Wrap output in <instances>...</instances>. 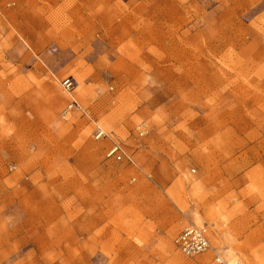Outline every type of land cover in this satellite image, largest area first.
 Returning <instances> with one entry per match:
<instances>
[{"label":"rangeland","instance_id":"obj_1","mask_svg":"<svg viewBox=\"0 0 264 264\" xmlns=\"http://www.w3.org/2000/svg\"><path fill=\"white\" fill-rule=\"evenodd\" d=\"M217 257L264 264V0H0V264Z\"/></svg>","mask_w":264,"mask_h":264},{"label":"built area","instance_id":"obj_2","mask_svg":"<svg viewBox=\"0 0 264 264\" xmlns=\"http://www.w3.org/2000/svg\"><path fill=\"white\" fill-rule=\"evenodd\" d=\"M60 86L63 91L71 93L76 87V81L72 76H67L61 79ZM86 114L87 109L85 107H83L77 100L70 99L61 111L60 117L62 119H66L70 116ZM146 131V125L144 123L141 124V129L138 132L139 136L145 134ZM104 135L105 133L99 127H97L95 131V137L99 138L100 136ZM105 156L114 157L117 160H121L122 157L125 156V152L121 143H112V145L107 149ZM128 159L131 161L130 158ZM194 171L195 169H192V172ZM174 245L181 253L188 257H193L201 254L209 247L206 229L195 224L186 225L174 238ZM215 260L216 264H244L240 260H236L233 262L226 261L221 258H217Z\"/></svg>","mask_w":264,"mask_h":264},{"label":"crops","instance_id":"obj_3","mask_svg":"<svg viewBox=\"0 0 264 264\" xmlns=\"http://www.w3.org/2000/svg\"><path fill=\"white\" fill-rule=\"evenodd\" d=\"M237 158V157H236ZM233 159H234V157H233ZM215 162H218L219 163V165H221V158H217L216 160H215ZM197 172H198V176L199 177H205L206 176V174H207V166H205V164L202 162V163H198V165H197ZM101 174H102V176H104L105 177V172H101ZM243 205L244 206H247L248 204L247 203H243ZM247 210H254L255 209V207L254 206H252V207H249V208H247V207H245Z\"/></svg>","mask_w":264,"mask_h":264},{"label":"bare ground","instance_id":"obj_4","mask_svg":"<svg viewBox=\"0 0 264 264\" xmlns=\"http://www.w3.org/2000/svg\"><path fill=\"white\" fill-rule=\"evenodd\" d=\"M67 94H68V96H70V99H75L74 97H73V95L72 94H70L69 92H67ZM76 100V99H75ZM217 258H220V257H217ZM216 258V259H217ZM216 261V260H215ZM230 262H233V261H230Z\"/></svg>","mask_w":264,"mask_h":264}]
</instances>
